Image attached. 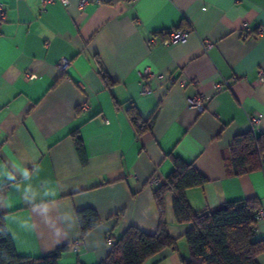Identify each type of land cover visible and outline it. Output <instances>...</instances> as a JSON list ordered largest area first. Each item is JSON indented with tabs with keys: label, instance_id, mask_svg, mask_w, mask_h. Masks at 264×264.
<instances>
[{
	"label": "crops",
	"instance_id": "crops-1",
	"mask_svg": "<svg viewBox=\"0 0 264 264\" xmlns=\"http://www.w3.org/2000/svg\"><path fill=\"white\" fill-rule=\"evenodd\" d=\"M0 2V216L18 254L64 246L57 264H96L130 225L154 233L157 185L147 182L164 180L173 156L207 178L186 190L194 210L249 197L264 208V170L235 175L227 164L233 138L251 131L249 114L260 117L255 134L264 133V0ZM172 29L185 40L148 45ZM220 81L227 86L216 92ZM199 91L202 110L188 104ZM130 108L151 120L150 130L137 133ZM172 197L165 196V219L177 248L144 264L187 256L188 225L175 220ZM85 207L99 223L82 236L76 211ZM261 238L264 219L255 223ZM257 261L264 264V253Z\"/></svg>",
	"mask_w": 264,
	"mask_h": 264
},
{
	"label": "trees",
	"instance_id": "trees-1",
	"mask_svg": "<svg viewBox=\"0 0 264 264\" xmlns=\"http://www.w3.org/2000/svg\"><path fill=\"white\" fill-rule=\"evenodd\" d=\"M105 82L113 81L106 73ZM128 116L138 134L150 130L151 120H144L130 108ZM76 151L86 163L82 139L73 136ZM173 169L153 189L158 209V226L147 233L130 225L116 240H111L108 255L96 264H144L149 258H158L167 249H176L178 237L169 233L165 219V196L172 194L175 220L187 224L184 232L187 256L181 264H259L257 256L264 253V238L255 239L256 210L261 207L257 197L227 201L214 208L194 210L186 199V190L201 186L207 178L190 162L173 156ZM264 161V133L252 131L236 135L229 146L227 161L230 172L242 175L262 169ZM76 218L84 236L99 223L96 210L85 207L76 211ZM65 247L37 257L18 254L0 216V264H57ZM156 260L153 264H158Z\"/></svg>",
	"mask_w": 264,
	"mask_h": 264
},
{
	"label": "built area",
	"instance_id": "built-area-1",
	"mask_svg": "<svg viewBox=\"0 0 264 264\" xmlns=\"http://www.w3.org/2000/svg\"><path fill=\"white\" fill-rule=\"evenodd\" d=\"M41 1V5L42 7L44 8L47 4L49 3H52L56 0H40ZM60 2H62L63 4H68L69 3V0H58ZM99 1H102V0H99ZM103 1H107V0H103ZM130 2H134L136 0H128ZM84 3V0H81L80 2V6H82ZM5 15H6V11H5V6L2 2H0V23L2 21L5 20ZM248 23L247 22H243L242 26H241V36L244 38L245 35H246V32L248 30ZM264 33V28L260 27L259 28V34H262ZM186 35L187 33L183 30H180V29H172L170 30L166 37L164 38H157L156 36L154 35H151L148 40H147V43L148 45H151L157 41L161 42L162 44H165V45H168V44H171V43H176V42H181V41H184L185 38H186ZM209 44H206V47H208ZM66 62L67 60H65V58L59 63V66L60 67H64L66 65ZM151 73H150V70L148 67H146L143 72H142V76L144 77H147L149 76ZM26 77L27 78H30L32 77V74H26ZM259 77L264 80V70H260L259 71ZM180 83L182 85H185L186 83V80H181ZM213 85V88L216 92L222 90V88L226 87L227 86V82L226 81H220V82H213L212 83ZM149 88L147 86H144L142 88V93H147L149 92ZM206 96L202 93V92H197L194 96L188 98V104L190 106H193V107H196L198 110H202L204 108V104H203V101L205 100ZM80 107L81 108H85L86 105L84 103H81L80 104ZM248 120H249V123H250V126H251V131L255 134L256 132V128L257 126L260 124V117L255 113H252V114H249L248 115ZM262 170H264V161H262ZM149 185H158L160 183V179L153 175L151 176L149 179H148V182H147ZM255 218L256 220H260V219H264V208L262 207H259L257 210H256V215H255Z\"/></svg>",
	"mask_w": 264,
	"mask_h": 264
}]
</instances>
